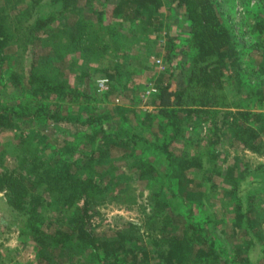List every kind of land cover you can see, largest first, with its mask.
<instances>
[{
    "label": "trees",
    "instance_id": "trees-1",
    "mask_svg": "<svg viewBox=\"0 0 264 264\" xmlns=\"http://www.w3.org/2000/svg\"><path fill=\"white\" fill-rule=\"evenodd\" d=\"M174 6L187 29L166 31L165 55L180 72L190 65L185 82L156 84L152 110L133 109L124 136L94 106L64 110L63 101L74 106L92 95L85 78L95 72L109 77V91L132 87L136 66L123 79L129 53L157 51L165 9ZM255 26V38L238 44L219 0H0V134L77 126L21 136L12 143L21 153L13 168L0 152V191L32 233L38 263L264 264V178L244 166L227 183L216 164L224 130L233 144L264 153V11ZM14 53L27 58L15 61ZM204 123L209 149L199 137ZM134 179L148 187L144 220L97 230L96 205L135 201Z\"/></svg>",
    "mask_w": 264,
    "mask_h": 264
},
{
    "label": "rangeland",
    "instance_id": "rangeland-1",
    "mask_svg": "<svg viewBox=\"0 0 264 264\" xmlns=\"http://www.w3.org/2000/svg\"><path fill=\"white\" fill-rule=\"evenodd\" d=\"M14 1V0H10ZM221 8L225 16L231 23L233 30V38L236 39L238 44H247L255 38L256 26L255 22L261 15V11H264V0H219ZM87 11V9H85ZM166 18L160 26L161 31L159 35V43L156 45V50L150 54L144 55L139 49H132L129 53V60L132 64L124 71L123 69V79L127 78L126 71H130L132 66L137 67L138 73L134 76V82L132 87H126L123 92L119 90L109 91V77L107 75H102L100 72H95L92 77L88 76L86 79V88L92 93L89 97H78L72 102L74 106H70L71 103L63 101L64 110L71 111L72 108L75 110L77 106H85L88 110H91L93 106L100 111L105 117V123L108 129L113 131L119 136L126 135V130L124 129L125 123L129 126H134L133 109L135 110H152V94H148L146 98L141 96L143 90L147 88L148 85L156 87V84L165 82L167 78H175L176 82H185L188 74L190 72V65H187L183 72H180V68L176 67V59L173 57L168 59L165 55V44H166V31L171 33L177 31H183L187 28L181 26L185 20V16L180 12L175 6L165 9ZM99 16V15H98ZM100 15L95 21L101 30H105V22L101 19ZM91 18L94 19L92 16ZM6 27L11 32L13 31L12 24L10 22H5ZM239 46V45H238ZM242 49H247L246 47H241ZM61 50L63 53L68 51V47L65 44L61 45ZM249 51V50H248ZM101 52V51H97ZM119 58L122 59V55L118 54ZM26 56L19 53H14L12 59L15 61L26 60ZM158 59V60H157ZM243 59L251 62L252 57L248 56V52L243 54ZM170 72L172 74L170 75ZM230 68L225 69V74H229ZM101 76H106L108 78V88L106 90H101L96 84L97 78ZM69 78L73 79L72 73L69 74ZM132 78V77H131ZM230 98H234L231 94ZM262 107L264 108V102ZM157 121V120H156ZM156 121L152 125L153 129H156ZM61 129L64 132H72L77 130V126L72 123H55L52 126H32L22 129V131L13 130L12 137L7 139V137L0 134V152L3 154L4 159L2 163L4 166L13 168L16 166V162L21 156L20 152L13 150V142L21 139V136H34L39 130H44L42 132L49 133L51 129ZM211 127L207 126L206 123L202 125V132L199 137H202V142L206 149L211 146V140L208 136ZM222 146H219V157L217 158L218 168L224 173L227 183H233L236 181L238 169L244 168L246 166L250 171L249 175H256L264 178V171H254L252 169L257 165L258 162H264V153L253 152L252 150L240 147L239 145L233 144L232 139L226 130L222 132ZM264 141V136H263ZM201 142V143H202ZM117 152H114L116 154ZM121 164L120 168L126 170V164L118 161L116 165ZM115 165H109L108 168L111 170ZM191 172L196 173L197 170L192 169ZM120 181V180H119ZM224 182L222 185L224 188ZM176 190L179 192H184V185L180 180L176 182ZM131 188L135 194V201L131 202H119L115 200H107L98 205H96V217L95 224L97 230H103L107 227L119 226L125 220H135L142 222L145 218V208L149 207L147 202L148 187L145 183L134 179L131 181ZM222 188V187H221ZM221 190V189H220ZM219 190V194H220ZM215 196V194H213ZM259 196L264 199V191L259 193ZM175 204V203H174ZM206 208L202 200H197V211L196 214H201L202 209ZM226 219H221L225 221ZM212 228V227H211ZM214 230L216 231V227ZM221 228V227H220ZM261 228L264 230V219L261 221ZM219 228H217L218 230ZM32 233L25 229L21 221V215L16 208L11 207L5 200L3 191H0V264H45L38 263L36 260V253L34 252V243L32 239ZM53 264V261L52 263Z\"/></svg>",
    "mask_w": 264,
    "mask_h": 264
},
{
    "label": "built area",
    "instance_id": "built-area-1",
    "mask_svg": "<svg viewBox=\"0 0 264 264\" xmlns=\"http://www.w3.org/2000/svg\"><path fill=\"white\" fill-rule=\"evenodd\" d=\"M158 60V59H157ZM96 84L99 89L106 90L108 88V78L106 76H101L97 78ZM156 91V87L152 85H148L147 88H145L141 94L143 98H146L148 94L153 93Z\"/></svg>",
    "mask_w": 264,
    "mask_h": 264
}]
</instances>
